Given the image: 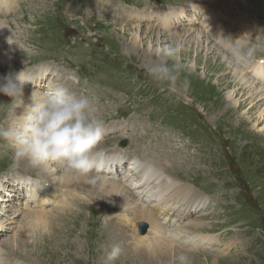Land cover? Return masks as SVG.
<instances>
[{
	"label": "rangeland",
	"instance_id": "obj_1",
	"mask_svg": "<svg viewBox=\"0 0 264 264\" xmlns=\"http://www.w3.org/2000/svg\"><path fill=\"white\" fill-rule=\"evenodd\" d=\"M17 1V8L0 13V24L6 25L4 36L9 33L5 39L0 36V49L11 64L6 67L0 58V76L25 68L26 71L36 70V65L41 63L57 69L58 75L50 74L54 78L47 80H60L77 94L94 98L96 112L103 118L106 129L99 148L108 150V155L114 150L120 151L125 158L122 161L123 168L119 166L116 170L112 167L115 176L95 173L93 170L86 178L97 180L105 175L106 179L122 184L132 158L136 157L141 162L144 161L142 158H157L155 161L167 174L177 182L198 188L199 194L206 200L201 203L202 206L194 207L192 212L184 213L187 216L181 220L182 227L188 222L199 220L196 223L203 224L194 228V231H200L212 240L207 244L200 245L199 242V245H193L197 242V235H194L196 241L193 242L176 237L175 244L167 246L164 251L160 249L153 252L146 246L135 248L134 237L149 233L148 221L133 219L131 225V218L126 222L118 216L120 213L117 210L125 212L126 207L123 210L116 208L111 200L113 197L98 196L97 191L87 192L88 186L84 184L74 188L76 198L69 207V204L62 202L61 205H54L50 200L46 207L40 204V208H32L41 210L48 206L50 211L47 210L51 214L47 223L43 212L39 213L42 221L30 217L28 211L32 204L28 205V210L21 208L23 213L18 214L22 215L15 216L17 207L25 203L30 191L34 194L30 202H34L36 207L39 205L34 201L37 188L31 189L33 183L23 188V183L18 192L21 190L20 195L23 196H16L11 202L7 201L11 200L7 195L16 192H0V210L4 209L5 213L8 211L7 214H0V223L9 227L0 232V264H179L177 257L181 254L189 257L190 264H264V125L255 127L258 110L264 106V96L259 101L263 104L258 110L257 107L250 109L247 106L233 113L223 111L228 110L231 104L228 95L236 81L226 88L228 83L221 84L220 80L228 78L235 66L230 65L229 59L223 56L222 53L227 52L217 35L207 41L209 44H203V48L193 46L191 50L189 41L183 43L178 62L184 66L181 79L190 81L187 89L178 86L173 94L161 92L146 75V68L156 60L150 48L174 43L172 41L178 38L181 31L184 33L187 30V36L193 38L192 35L202 33L205 29L203 24H206L207 19L214 27L211 31L213 34L221 32L228 37V32L235 26L242 28L244 23L249 22L250 27H244L242 33L252 34L256 30L260 32L259 35H264V0ZM210 3L216 5L211 6ZM198 4L205 5L207 9L218 6L223 26L218 27L220 23L216 26L211 22L210 10L200 11L201 23L192 20L190 16L196 15L192 5ZM185 7L193 8L189 16H183L180 20L174 18L167 26L162 25V12L170 8V14L178 18L182 13L176 9L183 8L185 14ZM205 12H208V16L203 20ZM137 25L141 26V30L148 29L151 34L156 31V35L150 38L140 31L141 37L133 44L132 36ZM223 30L227 33L224 34ZM158 32L164 34L162 37L165 41H158ZM204 34L207 35L200 37L202 40L210 35ZM11 38L14 43L10 44ZM209 46L211 48L208 50ZM196 50L199 51L198 55ZM207 57H210L208 62ZM214 57H222L230 70L227 68V71L213 72L208 63H215ZM263 59L264 52L258 53L252 60ZM238 66L245 69L244 64ZM47 80L25 85V97L23 100L17 98L16 102H11L10 97L0 93V126L14 124L18 116L23 114L25 105L29 104V91L35 88L44 91L49 86L45 82ZM17 104L21 107L16 108ZM248 109L257 110L253 121L244 120L250 117ZM224 145L227 147L224 148ZM50 164L48 168H33L27 161L16 160L12 149L0 141V190L1 184L5 182H9L7 187L16 185L12 178L20 175H48L51 182L54 180L57 183L53 189L62 190L58 178L62 177L64 169L55 162ZM33 172L38 174L34 175ZM140 173L136 172L137 178ZM88 179L86 181L89 183ZM34 180L51 188L42 179ZM129 185L134 186L136 182H126V189L130 188ZM22 189H25L24 192ZM136 190L141 189L132 188L134 195ZM58 193L53 195L55 203L61 199ZM165 196L168 198H163L171 202H179L167 209L177 208L166 219L164 215L167 213H158L160 209L152 206L154 202L148 197L143 195L145 200H140V195H135L139 203L151 210L157 209V218L162 223H168L169 216L177 217L179 209L185 205L178 192H168ZM66 198L68 200L64 195L63 199ZM128 201L135 205L131 196ZM135 207L130 210L137 211L138 207ZM102 214L112 215L104 225L100 222ZM7 220L12 221L11 225L5 222ZM77 241L81 246H74ZM71 242L74 247L69 246ZM114 244L121 246L122 253L117 259L109 261L107 255ZM164 252L167 255H163Z\"/></svg>",
	"mask_w": 264,
	"mask_h": 264
},
{
	"label": "bare ground",
	"instance_id": "obj_2",
	"mask_svg": "<svg viewBox=\"0 0 264 264\" xmlns=\"http://www.w3.org/2000/svg\"><path fill=\"white\" fill-rule=\"evenodd\" d=\"M191 1L200 2L202 0H191ZM213 2H215V1H212V3ZM92 3H93V5L95 4L94 1ZM206 3L209 4L208 1ZM212 3H210L211 6L216 5V4H212ZM18 5H19V3L17 0H0V10H1L0 13H8V12L14 10L15 8H17L16 6H18ZM91 7H94V6H91ZM215 7H217V8L214 9L213 7H211L209 9H207V7H205V5H203V4L194 5L193 12L196 10V12L194 14H196L197 16L192 14L190 17L192 18V20L195 21V19H196L201 23L200 11L201 10H210L212 13L211 22L217 26L221 22L220 17H219L220 9L218 6H215ZM191 9H193V8L191 7ZM191 9H190V7L189 8L185 7L184 16H189V13H191ZM207 14H208V12H205V16H204L203 20L205 18H207V16H208ZM172 16H174V15H172ZM175 19L180 20L181 17L175 18ZM215 20H217V21H215ZM243 22H246V21H243ZM248 23L247 22L244 23V25H242V28L240 26H235V29L228 32L229 33L228 37L231 36V37L235 38V37H238V36L244 34L241 32V30L243 31L244 27H250V25H248ZM174 24H173V26H174ZM229 24H228V26H230ZM203 25H204L205 29L202 30V33L196 31L197 32L196 35L195 34L192 35V36H194L193 38L187 36V33H186L187 30H186V32H184V33H182V31H181V33H179L180 35L178 36V38L172 42L175 43L176 41H180L182 43H186V41H189L188 47L190 49L193 48V46H197L198 48H203V44H206V43L209 44L207 41L209 39L213 40V38H214L213 35H217L221 39L220 44H223V46H224V42H223V39L221 37V36L225 37L223 35V33L218 32V33L213 34L211 31L214 27L210 23V21L208 22V19L206 20V24H203ZM222 26H223V24L220 23V25L218 27H222ZM5 27H6V25L0 24V36L1 37H3L5 35V33H4ZM140 31L143 32L144 34H147V36H149L150 38H152L153 34L156 35V31H153V33L151 34L148 29L142 28V30H141V26L137 25L136 26V32L132 36L133 44H135L137 42L138 38L141 37ZM204 32L210 33V35L208 37H206L205 40H202L200 37L207 35V34H204ZM223 32H224V34L227 33L225 30H223ZM254 32L256 33V35L254 34ZM254 32L252 34L255 37L257 35H259V33H260L259 31H256V30H254ZM159 34H161L160 37H159ZM261 34H263V33H261ZM124 35H126V33ZM163 35L164 34L162 32H160V33L158 32V41L159 42L165 41V39L162 37ZM174 35H175V33H174ZM176 35H177V33H176ZM6 36H4L3 39H5ZM13 40H14V38H13ZM190 43H192V44H190ZM210 48L211 47L209 46L208 50ZM224 50H225V47H224ZM2 52H3L2 49H0L1 61L3 62V64L6 63V67H10L11 66L10 59L8 58V56L4 55ZM194 52H195V50H194ZM196 54L198 55L199 51L196 50ZM222 54H223V56L227 57V55H225L227 53L223 52ZM209 59H210V57H207L206 62H208ZM214 62L215 63H211V64L208 63L209 67L211 68V70L213 72L227 71V68L230 67V66L228 67L227 64L223 62L222 57H216ZM199 63H201V59H199ZM229 63H230V65L233 64L230 61H229ZM233 66H235V69L231 73V75L228 78L223 77L220 80L221 84H223L224 82L228 83L226 85V88H230L232 86V84L234 83V81H236L234 89L229 91V95H228V99H229V101H231V104L228 105V110H223V111L233 113L234 111L237 112V109L244 108V107L246 108L247 106H249L250 109H254L257 107V110H258L259 108H261L262 104L264 103V102L263 103L259 102L260 99H262L264 96V59L258 60V61L251 60V61L247 62V64H244L245 69H242L238 65H235V64H233ZM33 67H35V66H33ZM36 67H37L36 70H32V71H30L29 69L27 70L28 76L32 79V81L34 83H35V81H36V83L37 82H43L44 80H47L50 77L54 78L53 76H56L59 73L57 71V69H55L54 67H51V65H49L47 63L37 64ZM229 70H230V68H229ZM244 70H246V72ZM50 74L53 76H50ZM45 82H48L49 84L51 83V81H48V80ZM30 83L31 82L27 83L26 85H29ZM221 84H219V85H221ZM259 84H261V85H259ZM32 91H33V89L29 91L30 96H31ZM36 91H37V93H39V92H42L43 89L40 88ZM220 91H223V90H220ZM177 96L182 97L179 94H177ZM24 97H25V95H24ZM30 102L31 101L29 99V103ZM23 104H24V101H23ZM20 105H21V103H20ZM189 105H191V104H189ZM25 107H26V105H25ZM257 110L256 111H249V109H248V111L246 110L247 114L250 115V117L247 116L246 118H244V120L253 121V116H256ZM251 115H252V117H251ZM243 116H240V118H243ZM256 117L257 118L255 120V123H256L255 127H262L264 125V106H262L261 110L260 109L258 110V115ZM244 123H247V122L245 121ZM115 124H117V123H115ZM262 129H264V128L262 127ZM262 132H264V130H262ZM256 136H258V135L256 134ZM110 139L111 138L106 139V142H108ZM226 147H227V145H224V148H226ZM228 149L229 148H227V150ZM103 150H105V148ZM105 151H108V150H105ZM134 152H135V150H134ZM145 159L142 158V160H144L142 162L140 160H138L136 157L131 159V162L128 164L127 173H125L124 177L122 178V181H123L122 184L114 183V181H112L110 179H106L104 177L105 175H102L101 177L98 176L99 178L97 180L96 179H90L89 180L88 178H86L89 175H85V176L76 175L75 173L64 169L62 177L61 176H60V178L57 177L58 178V184L62 185V190L58 189V188L55 190L53 188L57 187L56 186L57 183L53 182L54 180L51 182L50 176H48V175L46 177H44V175L43 176L40 175V177L31 176V177H33V179H32L33 184L32 185H34V186L31 185L32 186L31 189H33L34 187L37 188L36 195H35L36 199L34 201H37L39 203V205H38V207H36L34 202H32V201L30 202L31 197L34 195L33 192L30 191V196L25 199V203H23V205H21L20 207H17L18 209L16 208L17 213L15 216L22 215V214L19 215L18 213H23L22 209L28 210L29 209L28 205L32 204V207L28 211L29 213H31L30 217H33V219L37 218V220L42 221V218L40 217L39 213L43 212L45 214V220L44 221H45V223H47L48 216H49V214H51V213H49L50 210H49L48 206H47V209L49 211L45 208H41V210L40 209L39 210H33L32 208H40L39 207L40 204H41V207H46V205H49L47 203L50 200H52V203L54 202L53 203L54 205H57V204L61 205V202H62V204H65V205L69 204L68 205V207H69L72 205V203H74L73 201L76 198L74 188H76V187L80 188L81 185L84 184V186L85 185H86V187L88 186L86 188L87 192L92 193V192L97 191L98 196H108V197L111 196V197H113V199H111V200L115 203L116 208H120L121 210L127 208L125 210V212L117 210V209L116 210L118 211V213H120V214H118L119 218L122 217L123 219L126 220V222H128V220H130V218H131V220L129 221L131 223V225H133L132 224L133 219L134 220L137 219V221H140V220L148 221V223L150 224L149 233L143 237H134L135 248L140 246L138 249H141V247L146 246L147 249H149L153 252H155L157 250L160 251V249H163V251H164V248H166L167 246H173L175 244L174 240L176 237H180V238L182 237L183 239H186L189 242H193V241H196L195 239H193L194 235H197V242H194L193 245H195V244L196 245H199V244L203 245V244L210 243L212 238L210 240V238H208L204 234L200 233V231L199 232L196 231L197 233L194 231V228L200 227V225L203 224L202 222L196 223L199 220H193V221L190 220L191 222H188L189 223L188 225H187V223L185 225H183L185 227H182V225H181V222H182L181 220L186 219V216H187V215H184V213L192 212L194 207L199 206V205L202 206L201 203L206 202V200H203L204 198L199 194L198 188H196L194 186H190L189 184L187 185L185 183L177 182L170 174H167L168 173L167 171H164L162 168H160L161 167V166H159L160 164H158L155 161L157 158L150 159V160H145ZM122 161L124 162L125 158H123V155L121 154V152L114 150L109 155L108 163L102 168L94 169L95 173L100 172L103 174H108L109 176H115V175H113L115 173L110 172V170H113L111 166L113 164H115V165L121 164ZM50 165H52V164H49L48 167H50ZM57 165H59V164H57ZM137 168H139V169L137 170ZM116 170H117V168H116ZM136 172H139V173L141 172L139 178L136 177ZM32 174L37 175L38 173L33 172ZM1 178H4V177L1 176ZM27 178H28L27 175H20L18 178H15V177L12 178V179H14L13 181L15 182L16 185L13 184V185L7 187L9 182H5V183L1 184L2 189L0 190V192H7V190L10 191L11 193L16 192V194L12 193V195H7L9 197V199L11 198V200H7V201L11 202V201L16 199L15 198L16 196H18V198L23 196V195H20L21 190H20V193L18 194L19 187L23 183H24L23 188L24 187L27 188L28 185L30 186L31 183L27 182ZM4 179L7 181V178H4ZM34 179L44 180V182L51 188H48L47 186H45L44 183L37 182ZM87 179L90 181L89 183L86 181ZM132 180L136 182V185H134V186L129 185L130 188L126 189V187H125L126 182H131ZM64 186H66V187H64ZM3 187H4V189H3ZM132 188L141 189V190H136L135 195L136 196L140 195V200L141 199L145 200V199H143V195L148 197L151 201L154 202V204L152 206H157L158 209H160V211L158 213L164 214L166 212L167 214L164 215L165 219L168 217L169 214H174L173 210H175L177 208L174 207V209H172V210H167V209H171V206L173 204L176 203L175 204V206H176L177 203H179L176 201L171 202L170 199H165V198H168L165 196V194H167L168 192H172L173 194H175L177 192L180 193V198L182 199L183 205H185V206H183L179 209V212L176 214L177 217L176 216L172 217V215H170L168 218V221H167L168 223H162V221L159 218H157V209L151 210L149 207H146L144 204L139 203L137 201L134 193L131 191ZM25 189H22V192H24ZM53 192L55 193V195L58 192H62L61 194L58 193V195L61 197V199L57 200L56 203H55V197L53 196L54 195ZM64 195L66 197H68V200H67V198L63 199ZM122 195H124V196L122 197ZM129 196L132 197L135 205L132 203V201H131V203L128 201ZM163 197H165V198H163ZM2 199H3V196H2ZM4 206H5V204H4ZM134 206L138 207L136 209L137 211L134 210L135 212L130 210V209H133ZM128 210H130V211H128ZM4 211H5L4 209L0 210V214L1 213L2 214L8 213V211H7V213H5L6 211L5 212ZM28 212H27V214H28ZM72 214H79V213L72 212ZM122 215H124V217ZM5 222L8 225L9 224L11 225L12 221L7 220ZM0 225H2V228H0V232L2 230H4L5 228L9 229V227H6L5 223H2V224L0 223ZM26 225H27V223H26ZM27 226H29V225H27ZM38 226H40V225H38ZM35 230H36V228H35ZM198 230H199V228H198ZM13 241H15V240H13ZM71 244L72 245H69L70 247H74L75 245L81 246V245H79L78 241L75 244L73 242H71ZM73 244H74V246H73ZM163 255H167V252H164Z\"/></svg>",
	"mask_w": 264,
	"mask_h": 264
},
{
	"label": "clouds",
	"instance_id": "obj_3",
	"mask_svg": "<svg viewBox=\"0 0 264 264\" xmlns=\"http://www.w3.org/2000/svg\"><path fill=\"white\" fill-rule=\"evenodd\" d=\"M194 8V5H192ZM183 13V8L176 9ZM171 9L162 12L160 21L167 26L174 18ZM227 52L226 59L236 65H243L264 52V35L253 38L250 32L238 37H223ZM9 43H14L9 39ZM184 45L180 41L150 48L156 60L146 68V75L156 84L161 92L173 94L178 86L187 89L190 81L181 79L184 66L178 62ZM172 63L169 64L168 61ZM32 82L26 68L15 73L0 76V93L14 102L23 100L25 85ZM30 103L11 126H0V141L6 143L13 151L16 160L27 161L33 168H47L55 162L62 169L76 175H88L94 169L104 167L109 160L105 150L99 148L105 136V123L94 106V98L77 94L60 80L52 81L47 89L37 93L34 89ZM23 104V103H22ZM21 104V105H22ZM20 105H15L17 108ZM32 183L31 177L27 178ZM39 182V181H37ZM112 215L102 214L100 222L106 224ZM122 253L119 244L111 246L107 259H117ZM179 264H190L189 257L181 254L177 257Z\"/></svg>",
	"mask_w": 264,
	"mask_h": 264
}]
</instances>
